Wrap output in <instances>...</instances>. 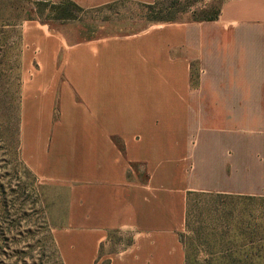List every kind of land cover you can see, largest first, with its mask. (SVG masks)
<instances>
[{
	"label": "crops",
	"instance_id": "crops-1",
	"mask_svg": "<svg viewBox=\"0 0 264 264\" xmlns=\"http://www.w3.org/2000/svg\"><path fill=\"white\" fill-rule=\"evenodd\" d=\"M25 31L21 158L65 192L62 264H187L189 192L264 199V0L74 43Z\"/></svg>",
	"mask_w": 264,
	"mask_h": 264
},
{
	"label": "rangeland",
	"instance_id": "rangeland-1",
	"mask_svg": "<svg viewBox=\"0 0 264 264\" xmlns=\"http://www.w3.org/2000/svg\"><path fill=\"white\" fill-rule=\"evenodd\" d=\"M221 1L155 0L150 11L126 1L82 8L70 0H0V264H62L52 230L65 222V192L40 183L21 158L25 30L46 26L74 43L208 19ZM211 196L189 209L180 236L187 264H264V199ZM128 241L111 234L101 251L122 249Z\"/></svg>",
	"mask_w": 264,
	"mask_h": 264
},
{
	"label": "trees",
	"instance_id": "trees-1",
	"mask_svg": "<svg viewBox=\"0 0 264 264\" xmlns=\"http://www.w3.org/2000/svg\"><path fill=\"white\" fill-rule=\"evenodd\" d=\"M153 5H143L144 8L148 9L151 11ZM218 15V11L217 13L215 14L214 17H210L208 19H203V20H199V21H211L213 19H215ZM193 22H196V21H193ZM170 23V22H168ZM206 195H212L211 197L213 196H216L218 198H221V199H224L226 197H228V195H217V194H210V193H199V192H189L186 196V227L188 226V217H189V209H191L192 205L195 203V200H197L198 198H201V197H206ZM248 199V198H246Z\"/></svg>",
	"mask_w": 264,
	"mask_h": 264
}]
</instances>
